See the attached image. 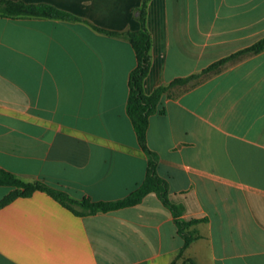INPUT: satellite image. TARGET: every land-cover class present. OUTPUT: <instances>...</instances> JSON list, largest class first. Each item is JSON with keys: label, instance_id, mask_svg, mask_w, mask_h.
Wrapping results in <instances>:
<instances>
[{"label": "crops", "instance_id": "0c3cea01", "mask_svg": "<svg viewBox=\"0 0 264 264\" xmlns=\"http://www.w3.org/2000/svg\"><path fill=\"white\" fill-rule=\"evenodd\" d=\"M44 2L78 19L0 15V166L72 196H126L148 155L127 110L137 64L125 32L143 0ZM147 94L264 37V0H149ZM150 116L158 173L200 237L177 259L264 264V50L175 84ZM0 264H172L184 244L156 192L78 215L45 190L2 204ZM186 264H191L186 262Z\"/></svg>", "mask_w": 264, "mask_h": 264}, {"label": "trees", "instance_id": "16d2710c", "mask_svg": "<svg viewBox=\"0 0 264 264\" xmlns=\"http://www.w3.org/2000/svg\"><path fill=\"white\" fill-rule=\"evenodd\" d=\"M148 1L149 0H143L139 8L141 26L136 30L120 32L96 26L97 29L106 33L127 35L136 52L137 64L132 69L129 76L130 93L127 110L136 129L139 143L148 155L147 173L142 183L126 196L118 199L95 200L90 196L77 198L66 190L50 185L42 180H25L15 172L0 166V184L12 187V190L2 198L1 203H7L18 196L31 195L36 190H45L74 213L86 215L98 211H110L137 204L143 200L147 193L154 191L163 204L171 210L177 225L178 233L184 239L183 246L178 252L176 259L172 262V264H176L177 259L183 255L185 249L194 240L200 237V234L194 227L200 219H185L183 217L182 205L173 202L169 197V181L158 173V154L148 145L147 133L150 116L156 112H164V110L160 108V102L162 97L169 92L173 85H195L203 77L219 71L226 62L235 60L244 54H253L263 51L264 37L241 50L211 63L200 72L188 76L177 77L169 83L157 86L152 93L147 94L144 91V79L151 66V34L146 24ZM0 15L10 17L44 16L78 19L76 15L52 4L44 2H25L22 0H0ZM186 262L197 264L192 258H185L181 264H186Z\"/></svg>", "mask_w": 264, "mask_h": 264}]
</instances>
